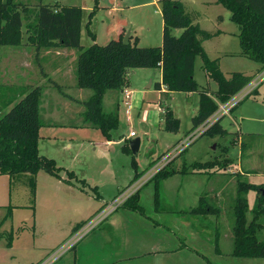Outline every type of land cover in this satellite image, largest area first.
Masks as SVG:
<instances>
[{"label":"rangeland","instance_id":"374dc122","mask_svg":"<svg viewBox=\"0 0 264 264\" xmlns=\"http://www.w3.org/2000/svg\"><path fill=\"white\" fill-rule=\"evenodd\" d=\"M162 1L16 0L28 5L58 2L64 6L82 7L84 11L82 50L88 49L94 43L105 46L112 40H118L120 28H123L126 34L133 32V36L139 38V47H161ZM177 1L182 2L185 13L193 25L211 33L219 29L225 31L222 36L215 35L204 41L203 47L209 59L219 60L220 68L227 78L235 72L253 78L263 75L264 69L260 63L244 56L226 54L242 49L240 40L235 35L240 29L232 21L231 12L218 3V0ZM93 10L95 13L89 30L95 35V41L90 36L87 26L89 15ZM223 17L224 19L221 20ZM34 20L35 10L33 13L23 14V44H26L28 36L26 25L34 23ZM182 33L181 29L173 30V35L176 37L181 36ZM19 49L20 47L10 46L1 49L0 95L3 99L5 96L8 99L12 95L20 94V91L24 93L23 90L28 86V82L36 84L37 87L42 85L43 89L50 86L49 91L46 90L45 101L51 103L52 100L56 107L54 110L58 111L60 116L51 118L41 111L45 126L41 130L39 148L42 156L56 161L60 169V177L41 171L35 178L34 188L29 174L17 175L13 178L0 175V222L3 223L0 264H42L43 261H47L46 264H101L107 262L111 253L116 251L122 253V244L119 245V249H114L115 246L111 248L112 250L104 249L100 255L95 251L97 238L100 241H103V238L99 237L102 234L94 233V230L103 227L107 220L90 231L88 234H91L87 238L82 241L80 238V241L75 242L74 246L77 244L75 249L70 248L64 253L62 250L69 246L76 234V237L80 235L75 233L79 230L76 229L78 225H82L83 229L98 215L103 198L107 201L104 207L106 208L128 188L130 183L133 185L136 172L144 176L152 169H157L158 164L165 158L171 161L166 167L172 164L170 169L179 171L195 162H215L217 165L212 170L209 169V176L192 173L177 174L169 178L161 183L158 200L155 177L148 185L142 187L139 204L145 209L151 224L156 226V222L160 221L164 230H174L176 226L184 236L185 243L206 257V260L196 258L195 264H264V259L231 256L233 210L238 183L240 180L255 185L264 183V79L257 88L253 85L255 80L250 82L245 87L250 93L222 120L221 124L227 129V135H206L196 138L190 144H186L183 153L171 159L175 154L172 146L185 141L192 133V117L196 107L198 109L199 93L188 95L175 92L176 94L161 100L159 92L152 89L147 95L148 100L153 103L152 106L148 103L142 110L134 109L128 113L121 90L109 91L104 101V110L108 113L113 112L119 105L120 127L112 132V143L108 145L101 131L83 126L84 105L77 102L75 104L69 99L70 96L77 97L79 94L76 93L79 89L77 85L75 89V83L80 50L74 48L58 50L62 52L60 57H57L58 60L64 58L63 53L71 56L75 54V57L74 63L71 59L64 62V70L56 75L51 68L45 67L50 66V62L40 58L35 48L27 56L17 55L6 59L7 53ZM203 64L202 58L198 57L195 79L199 83V89L218 88L215 81L206 77ZM156 74L159 75V72L154 69H128L126 79L127 85L130 86L123 88L147 93L150 90L146 87L152 75ZM26 75H30L31 78L26 80ZM81 91L84 92L82 96L85 95L83 101L88 100L93 93L87 89ZM109 94L115 97L116 102L111 101ZM45 106L49 109L48 104ZM167 107H170L175 118L180 120L178 133L165 131L163 117L161 122L152 119V114L158 109L164 116L163 111ZM7 111L3 110L0 118ZM79 111L82 113L78 114ZM70 112L73 115L67 118ZM148 112H151L150 117ZM217 113L216 117L220 115V112ZM216 117L211 118L207 124L215 122ZM131 132L135 133V138L130 139ZM126 137L128 139L125 141ZM136 138L141 139L138 154L124 152L123 147L126 142L130 144V141ZM169 147L171 148L168 149ZM221 166H226L229 172L226 168L221 169ZM71 172L76 176L68 174ZM203 195L207 196L211 206L220 210L218 215L183 216L181 214L180 216L184 218L177 217V211L197 207L199 198ZM246 197L249 205L247 219L250 222L258 194L251 191ZM121 210L120 207L117 212L109 216V219L116 213L122 214ZM134 227L139 229L138 225ZM259 236L264 238V230ZM133 239L131 243H136L140 237L134 236ZM169 243L174 245L171 241ZM170 244L168 249L172 247ZM217 246L222 251L221 256L213 254V249ZM102 256L107 258L102 259ZM187 257L188 255L168 256L167 261L168 264H184ZM109 261L111 260L108 259ZM135 264H160V262L146 258Z\"/></svg>","mask_w":264,"mask_h":264},{"label":"trees","instance_id":"16d2710c","mask_svg":"<svg viewBox=\"0 0 264 264\" xmlns=\"http://www.w3.org/2000/svg\"><path fill=\"white\" fill-rule=\"evenodd\" d=\"M218 3L231 12L232 21L239 26L241 55L260 63L264 69V0H218ZM33 10H35V20L34 23L26 25V33L29 36L28 42L35 46L38 52L53 47L80 50L77 59V86L93 92L92 96L83 103L85 111L82 114V124L87 128L100 130L108 141L112 140V132L119 129L120 119L118 106L113 112L108 113L104 110L105 96L109 91L122 90L127 85L128 69L161 68L162 84L167 87L168 92L199 93V110L192 119L191 132L215 115L219 103L228 102L254 79L240 72L231 74L229 78L225 76L219 60L209 59L203 47V42L211 39L216 33L193 25L185 13L184 5L177 0L162 1L164 26L161 47H139L138 38L132 35L129 43L125 44L126 33L123 32L118 40H112L105 46L94 43L85 50L81 47L84 12L82 7L55 3L39 4L37 9H33L16 0H0V63L3 47H18L23 44V14L33 13ZM94 13L95 10L89 15L88 30ZM176 29L183 30L181 36L173 35V30ZM89 34L95 41V35L91 30ZM197 57L202 58L204 71L218 85L217 91L212 94L207 89H199L200 86L195 79ZM42 99L41 86L29 91L14 105L13 101L8 102L0 95V114L4 109L10 108L0 118V175L13 178L17 175L29 174L34 188L35 178L41 171L60 177V169L56 161L42 156L39 151L40 130L45 126L41 117ZM163 115L165 131L178 133L180 120L175 118L170 107L164 109ZM223 119L224 117L216 121L200 137L227 135L228 131L221 124ZM123 151L132 153L129 143L126 142ZM171 165L161 170L154 178L157 200L162 181L177 174L209 175V169L212 170L217 164L195 162L190 166H184L180 171L170 169ZM68 174L76 176L72 172ZM141 176L142 173L136 172L134 181ZM251 191L257 192L258 197L252 209L253 218L249 222L247 219L249 205L246 196ZM139 196L140 191L121 208L146 215L145 209L139 204ZM233 211L231 256L264 259V238L259 236L264 230V183L255 185L240 180ZM219 212L218 208L209 204L207 196L203 195L200 197L199 205L189 213L195 216H207L218 215ZM2 226L3 223L0 222V239ZM81 226L78 225L76 229H80ZM216 248L217 253L220 254L219 247Z\"/></svg>","mask_w":264,"mask_h":264},{"label":"crops","instance_id":"0c3cea01","mask_svg":"<svg viewBox=\"0 0 264 264\" xmlns=\"http://www.w3.org/2000/svg\"><path fill=\"white\" fill-rule=\"evenodd\" d=\"M55 3H58V2H55ZM55 3H50V4H55ZM21 4H23V3H21ZM58 4H60V3H58ZM25 5H28V4H25ZM34 5H28V6H30V8L37 9V6L39 4H34ZM222 19H224V17L221 18V20ZM163 26H164V21H163ZM163 26H162V29H163ZM118 32L120 34H122L123 32H125V30L123 28H120ZM239 32L240 31L238 30L237 33L235 34L237 37H238ZM214 33H216L217 37H219V36H222L223 34H225V31L219 29L217 31L215 30ZM131 35L133 36V32H131ZM28 37L29 36H27L26 44H23L22 46H18V47H20L19 50H12L11 52L7 53L6 59L7 58L11 59L13 57H16L17 55H19V56L20 55L27 56V55H29V52L33 50V48L36 49L35 46H33V45H32L33 47L30 46V43L28 42ZM132 41H134V39ZM138 42H139V38H138ZM240 47H241V44H240ZM62 49H64V48L53 47V48H50V49H42L39 52L37 51L39 56H40V58H42L43 60H46V62H50L51 65L48 66V67L47 66H45V67L48 68V69L51 68L53 70V73L55 72L56 75H58V73H62V70H64V68H65V67H63L65 65L64 62H66L69 59H71L72 60L71 62L74 63L73 61H74L75 54L71 56V54L68 55V53H63L65 55L64 58L58 60L57 57H60V55L62 53V52H59V51L62 50ZM54 51H56V52H54ZM241 52H242V49L240 51H235L233 53L230 52V53H226V54L242 56ZM196 64H197V59H196ZM196 64H195V69H196ZM27 66L30 68L29 65H27ZM154 70H157L159 72V75H157V74H156L157 76L156 75L155 76L152 75V79L150 80L148 86L146 87V89L150 90L147 93H144V92L138 91V90L124 89V88H128L130 86V84L126 85L121 90L122 95H124L123 102L125 103V105L127 107V112L128 113H130V111H132L134 109H141L142 110L143 108L147 107L148 103L150 104V106H152L151 104H153V103H151L148 100L149 97L147 96L148 93L150 94L152 92V89H155V91L159 92V94H160L159 99L161 98V100L167 99L168 96L176 94L175 92H168L167 87L162 84V80H163L162 69L161 68H155ZM206 77L208 79H210V77L207 74H206ZM28 78H31V76L30 75H26L25 79L29 80ZM72 79H73V85H74V80H75L74 76L72 77ZM7 85H4V87H8ZM27 85L28 86H26L25 90H23L24 93H21V91H20V94L12 95L8 99L5 96L4 97L5 100L8 101V102L13 101L12 104L14 105L20 99L25 97L26 94L29 91H31L32 89L37 87L36 84H33L31 82H28ZM76 85H77V81L75 83V89H76ZM40 86H42V85H40ZM49 87H44L45 89H43V99H42L41 111L42 112L44 111V114L46 116H48V117L57 118V116H60V114H59L58 111L54 110V108H56L53 105L54 102L52 100H51V103H50V101L49 102L45 101L46 90L49 91L48 90ZM78 89L79 90H76L77 91L76 93H79V94H77V97L76 96H70L69 99L73 100V103H75V104H76V102L83 104L85 101H83L82 98H84L85 95L82 96V93H84V92L81 91L82 89H80V88H78ZM217 89L218 88H216V89H207V90L212 94V93L216 92ZM126 93H129V95H130L129 99H126ZM192 94H195V93H192ZM192 94H188V95H192ZM48 96L49 95H47V97ZM106 96H107V94H106ZM106 96H105V98H106ZM109 96H111V98H112L111 101L116 102L115 101V97L113 95L109 94ZM199 100H200V94H199ZM46 104L49 105V109L46 108V106H45ZM199 104H200V102L198 103V109L196 107L195 114L193 115L192 119L198 113ZM13 105H11V106H13ZM79 105H81V104H79ZM118 107H119V105H118ZM81 108H82V105H81ZM9 109L10 108L4 109V110H9ZM119 109H120V107H119ZM45 110H47V112ZM81 113H82V111H79L78 114H81ZM67 115H69V116H67V118H70V116L73 115V113L71 114V112H70ZM148 115L150 117L151 112H148ZM161 117H162V113H161V110H159V109L156 110L154 112V114H152V119L154 121L161 122L162 121ZM119 119H120V113H119ZM128 119H129V115H128ZM54 123H55V121H54ZM41 130H42V128H41ZM41 130H40V140L42 138ZM98 131H100V130H98ZM135 137H136V135H135ZM135 137H131L130 136V139L135 138ZM127 139H128V137H126L125 141ZM40 140H39V142H40ZM106 143L109 145L110 143H112V141H108L107 140ZM100 144H102V143H100ZM173 146H175V145H173ZM69 147H71V144L69 145ZM170 148L171 147H169L168 149H170ZM39 151H40V148H39ZM226 171L229 172V169L226 168ZM186 175H188V174H186ZM193 175H196V174H193ZM202 175L209 176L207 174H202ZM167 180H164V181H167ZM164 181H162V183H164ZM131 184L132 183H130V185ZM223 188H224V186H222V190H224ZM199 200H200V198H199ZM106 203H107V201L103 198L102 201H101L100 209H99L100 211L103 210V208L105 207ZM198 205H199V203H198ZM193 209L194 208H192L190 210L181 209V210L177 211V217L184 218V217L180 216L181 214L183 216H195V215H192V214L189 213ZM117 211H115V212H117ZM121 211H123L122 214L116 213V214H114L112 216L111 219H109V217H108L106 219L107 221L103 225V227H101L99 229L97 227L94 230L95 231L94 233L98 232L99 234H102L99 237L103 238V241H100L99 238H97V242H96L95 251L97 253H99V255H100L101 251L104 250V249L107 251L108 248L111 249L114 246H115L114 249H119V245L122 244V249H123L122 253L119 252V251L111 253L109 258H108L109 260H111V261H109L110 263L108 262V259H107V262H104V263H101V264H135L137 261L145 260L146 258L155 259V262L159 261L160 264H166V262L168 264V261H167V257L168 256H171V257L184 256L185 257L186 255H188V257H187V261H184V264H195V262L197 261L196 258H202L203 260H206V257L203 254H201L197 249L191 248L185 243L184 236L182 235L181 231L176 226L174 227V230L173 229H171V230L165 229L164 230V226L162 225V222H160V221L156 222V226H155L154 224H151L152 223L150 221L151 219L148 216H146V215H141V214H139L137 212L128 210L126 208H122ZM167 219H166V222H167ZM135 225H138L139 229L135 228L134 227ZM75 233H78V234L80 233V235L76 237V235H77L76 234L71 239L70 242L72 244L71 243L70 244L72 245V247H71L72 249L77 245L76 244L74 246V243L77 242V241H80L79 240L80 238H81V241H82V240H84L85 238H87L91 234V233L90 234H88V233L85 234V231H83L82 228L79 229L78 231H76ZM134 236L140 237L139 241H137L138 243L136 242L137 244L135 242L131 243L134 240L133 239ZM169 241L173 242L174 245L170 244ZM70 244H69V246H71ZM168 244L172 245V247L169 248V249H168ZM213 244H215L214 241H213ZM69 246H67V247H69ZM99 246H100V248H99ZM221 252L222 251H220V254H218L217 253V248L215 249V247H214L213 254L215 256L216 255L217 256H221ZM88 254H89V252H88ZM75 255L77 257L76 252H75ZM106 258H107L106 256H102V259H106ZM46 262L47 261H43L42 264H44Z\"/></svg>","mask_w":264,"mask_h":264},{"label":"built area","instance_id":"2783aa9c","mask_svg":"<svg viewBox=\"0 0 264 264\" xmlns=\"http://www.w3.org/2000/svg\"><path fill=\"white\" fill-rule=\"evenodd\" d=\"M264 79V73L263 75H260L258 78H254L252 81L255 80V82L253 83L254 87L257 88L258 84L260 82H262ZM258 80V82H257ZM250 92L247 91L246 88H244L243 90H241L239 93H237L236 95H234L228 102L224 103V104H219V109L217 112H220L219 116H213L216 117L217 119L215 120L218 121L219 119L223 118L226 116V114L230 113ZM130 95L129 93H126V99H129ZM216 112V115L218 114ZM211 119V118H210ZM209 119V120H210ZM209 120L203 124H205V126L201 125L199 126L197 129H195L191 135L185 140L180 142L179 144L173 146V150H175V154L174 156L171 158L173 159L174 157H177L178 155H180L181 153H183L186 149V144H190L194 139L199 138L210 126H212L215 122H213L212 124H207L209 122ZM131 137H135V133L132 132L130 134ZM189 141V143H188ZM170 159L169 158H165L163 159L159 164L157 169H152L151 172H148L146 175L142 176L139 180L135 181L133 183V185H131L130 187H128L125 191L122 192L121 195H119L117 198H115L113 200V202L108 205L106 208H104L102 211H100L98 213V215L87 225L83 228V231H85V234L89 233L90 231H92L93 229H95L97 226H99L100 224H102L111 214H113L115 211H117L120 207H122L131 197H133L137 192H139L142 187H144L145 185H147L148 183H150L152 181V179L161 171L163 170L169 163H170ZM72 247L69 246L67 247V249L65 248V250H62V253H64L65 251H67L68 249H70ZM60 255H62L60 253ZM46 264V263H44Z\"/></svg>","mask_w":264,"mask_h":264},{"label":"water","instance_id":"95a60500","mask_svg":"<svg viewBox=\"0 0 264 264\" xmlns=\"http://www.w3.org/2000/svg\"><path fill=\"white\" fill-rule=\"evenodd\" d=\"M130 36H131V32H129L128 34H126L124 42L125 44H128L130 41ZM130 149L131 152L136 155L138 154L140 147H141V139L140 138H136L130 141Z\"/></svg>","mask_w":264,"mask_h":264}]
</instances>
